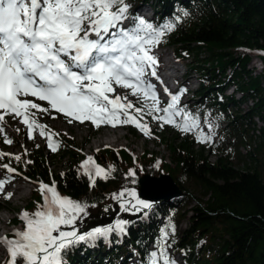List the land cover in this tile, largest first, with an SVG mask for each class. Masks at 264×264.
I'll use <instances>...</instances> for the list:
<instances>
[{"label": "trees", "instance_id": "obj_1", "mask_svg": "<svg viewBox=\"0 0 264 264\" xmlns=\"http://www.w3.org/2000/svg\"><path fill=\"white\" fill-rule=\"evenodd\" d=\"M126 3L131 5L126 19L130 28L135 24L134 18L141 17L134 10L139 4L140 8L152 9L153 17L143 18L154 26L175 24L155 48L172 49L174 59L198 75L200 86L194 93L197 101L181 108L199 116L201 131L205 125L211 126L218 140L214 143L212 137L211 143H199L192 132L169 137L166 125L160 127L146 117L151 137L160 139L170 161L148 151L136 157L127 149L99 150L95 157L100 165L106 169L111 166L115 171L107 179L98 178L95 187H90L88 178L80 174L82 150L74 140L54 136L60 144L56 152L36 146L32 152L20 154L19 162L8 157L0 160V164L9 163L35 185L22 211L31 213L37 202H42L37 182L55 181L62 196L96 205L89 207L87 217L78 222L81 232L113 224L116 219L130 222L126 235L113 233L107 240L100 238L93 244L69 248L64 253V264H131L132 260L134 264H149L150 254H158L161 244L170 259L175 261L178 256L182 264H264V70L255 75L250 68V55L238 53L240 49L258 50L264 64V0ZM231 88L242 95L241 100L226 96ZM250 101L255 102L254 106L243 114L241 107ZM133 103L140 106L139 101ZM223 124H227L224 129ZM129 131L132 135L139 133L132 125ZM207 148L219 155L213 163L205 156ZM157 161L160 169L154 168ZM58 162L62 169L54 171L53 164ZM241 164L244 167L238 169ZM148 167L150 171L146 170ZM130 169L137 171L138 181L146 174L172 176L183 197L155 204L147 215L121 212L111 194L124 187L138 190V183L133 185L126 179ZM193 199L198 202L195 206ZM185 220L188 226L182 232L180 227ZM170 224L175 226L174 234ZM164 231L169 233L167 241L162 240ZM7 260L2 264H7Z\"/></svg>", "mask_w": 264, "mask_h": 264}, {"label": "snow or ice", "instance_id": "obj_2", "mask_svg": "<svg viewBox=\"0 0 264 264\" xmlns=\"http://www.w3.org/2000/svg\"><path fill=\"white\" fill-rule=\"evenodd\" d=\"M129 7L126 0H0V123L6 115L13 116L27 129L28 139H35L38 130L52 152L60 147L53 139L57 134L39 123L37 113L55 111L69 124L90 121L97 128L131 124L146 137L152 134L146 119L151 117L160 127L171 125L182 133H194L199 143H211L212 136L200 130L199 116L179 106L187 90L172 94L165 89L170 100L161 107L155 86L147 79L157 78L159 60L152 54L153 49L175 24L157 27L137 16L134 26L125 29L122 25L128 19ZM118 88L130 90L140 106L129 100V95L116 94ZM4 143L11 145L13 141L5 135ZM5 157L21 160L20 155L0 152V160ZM0 167L9 174L0 179V194L10 199L13 193L6 192L5 186L18 173L9 163ZM154 168L160 169L159 161ZM79 169L90 187H95L98 178L107 179L115 171L111 166H100L92 156ZM126 179L137 184V171L130 169ZM38 191L42 202H37L35 211L20 213L24 229L11 237H0V245L8 255L7 264H64V253L71 247L93 244L100 238L107 240L113 233L127 234L130 222L123 219L81 232L78 222L95 204L62 196L55 181L39 182ZM111 199L119 204L121 212L133 215H147L155 205L134 187L112 193ZM169 227L174 234L175 226ZM168 235L164 231L162 240L167 241ZM150 257L149 264H176L163 244L159 253L154 251Z\"/></svg>", "mask_w": 264, "mask_h": 264}, {"label": "rangeland", "instance_id": "obj_3", "mask_svg": "<svg viewBox=\"0 0 264 264\" xmlns=\"http://www.w3.org/2000/svg\"><path fill=\"white\" fill-rule=\"evenodd\" d=\"M130 5V4H129ZM131 6V5H130ZM139 6L141 4L136 5L134 7V10H138ZM152 11L150 9L140 10L138 11V14L141 17H144L146 19H151ZM123 28L130 29V24H128L127 21L123 22ZM156 57H158L159 63H163V60L167 61L169 64H171L172 57H173V51L172 49L164 48L160 50H153V53ZM205 57V56H203ZM252 59L255 60L254 57ZM187 63V62H186ZM251 67V66H250ZM188 68V67H187ZM185 66H178V72L177 76L182 77L184 73H188V80L186 79H180L178 82V85H183V89H186L187 91L181 96L179 106L182 107V105H193L197 99L195 98V95L193 94L196 90H198V75H196L193 71L188 70ZM161 76L159 67L157 68V78L159 79ZM157 78H153L151 76L147 77L148 81L152 83L155 86V90L157 94L159 95L161 99V107H164L167 105V103L170 100V97L166 95L164 89L162 86H160L159 81L156 82ZM170 86L174 88V82L173 80H170ZM130 90H124V89H118L116 91V94L118 95H129V100L132 102H136L137 98L132 97L129 94ZM193 92V93H192ZM171 93V92H170ZM174 94V93H172ZM176 94V93H175ZM227 95V94H226ZM228 97V96H227ZM36 103L41 104V106H47L46 102L41 101H35ZM150 102V101H149ZM243 114L247 112L250 109V106L243 105L241 107ZM55 117V118H53ZM37 119L39 123L45 124L48 126L49 129L52 130V132L56 133L57 135L55 137H58L60 139H68V140H74L77 143V147L81 149V153L84 155L85 158L88 156H95V152L99 150H104L107 148L119 150V149H127L133 156H140L144 154L146 151L150 153H154L161 159H168L170 161V154L167 150V148L161 144L160 139L156 140L155 138H152L151 136L146 137L141 131L137 135H132L129 131V128L131 124L129 125H118L117 127L113 128L110 125H101L99 128L95 127L91 124L90 121H85L83 124L74 121L73 123L69 124L67 119L62 115L58 114L55 111H51L48 114H42L38 115ZM176 121H181L180 117H175ZM0 126L4 128V133L0 134V151H4L13 155H20L22 153L32 152L33 148L37 145L42 146L45 149H49L47 146V141L40 137L39 131L34 132L35 139H28L27 137V129L25 126L21 123H19V120L14 118L13 116H5V119L2 123H0ZM167 127V135L169 137L176 138L178 135H183L187 133H182L181 131H178V129L172 127L171 125H166ZM165 127V128H166ZM225 124L222 125V129H224ZM19 129V131H17ZM111 129L114 135H111L113 137H117L120 135H123L121 139L115 143L114 145H96L95 140L99 138H105L106 132H109L108 130ZM178 132H177V131ZM93 131H96V133H93ZM203 131L207 135H211L214 138V143L217 142V136L212 132H210V126L205 125L203 127ZM180 132V133H179ZM19 133H23V136L21 135V138H19ZM7 136L9 139L13 141L11 145H8L4 143V136ZM228 144V143H227ZM196 149H200V147L196 146ZM243 154L245 153L244 149L240 150ZM205 156L209 158V160L213 163L217 160L219 155H216L215 152H212L209 148L205 151ZM243 164L238 166V169L243 168ZM54 171H58L62 169L61 163H54L53 164ZM147 171L151 170V167H148L146 169ZM6 172V170L2 167H0V179L7 178L8 176L3 173ZM17 187H26V190L24 192L16 191L15 188ZM35 185L31 182L26 181L24 178H13L11 183L7 184L5 186L6 192L13 193L12 197L8 199V201L3 198L4 194H0V237H3V234H13L15 231L20 230L21 227L19 225V222L16 223L17 226H10L8 223L9 221H12L13 219L20 220L19 216L24 208L26 206L31 191L34 190ZM192 191V190H191ZM197 197H201V195L198 192L192 191ZM197 200L193 199L192 205H197ZM190 215V214H189ZM188 226V221L185 220L181 224V231L183 232ZM154 248H152L153 250ZM8 258L6 249L4 246L0 245V264L3 263V261ZM175 262L177 264H182L181 258L176 257ZM131 264H134V260L130 262Z\"/></svg>", "mask_w": 264, "mask_h": 264}, {"label": "water", "instance_id": "obj_4", "mask_svg": "<svg viewBox=\"0 0 264 264\" xmlns=\"http://www.w3.org/2000/svg\"><path fill=\"white\" fill-rule=\"evenodd\" d=\"M138 184V194L146 200L155 201V204H164L183 197L182 189L170 175L153 177L146 174L139 179Z\"/></svg>", "mask_w": 264, "mask_h": 264}, {"label": "bare ground", "instance_id": "obj_5", "mask_svg": "<svg viewBox=\"0 0 264 264\" xmlns=\"http://www.w3.org/2000/svg\"><path fill=\"white\" fill-rule=\"evenodd\" d=\"M247 53L255 57V60H254L253 64L251 65V69L255 72V75L262 73L263 70H264V64L258 58L257 51L256 50H252L251 51V50H245V49H241L239 51L240 55H244V54H247ZM230 72H231V70L229 71V73ZM161 78H162V76H161ZM156 82H158V79L156 80ZM232 93H233V91H230L229 95L232 94ZM237 98L238 99L241 98V95H238ZM254 104H255V102L250 101L247 106H250V108H252L254 106ZM108 131L109 132H106V137L105 138H99V139L95 140V144L96 145H101V146L102 145L103 146L104 145H114L115 143H117L121 139V137H123V135H120V136H117V137H113V136H111V135H114L112 130L109 129ZM15 190L16 191H20V192L21 191L24 192L26 190V187H17V188H15ZM0 230H1V228H0Z\"/></svg>", "mask_w": 264, "mask_h": 264}]
</instances>
